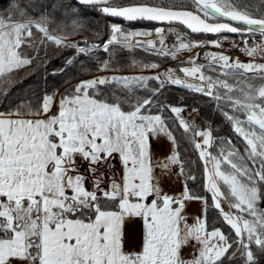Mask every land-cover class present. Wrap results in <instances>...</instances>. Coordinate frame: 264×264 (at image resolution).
<instances>
[{
	"label": "snow or ice",
	"instance_id": "6c2138e0",
	"mask_svg": "<svg viewBox=\"0 0 264 264\" xmlns=\"http://www.w3.org/2000/svg\"><path fill=\"white\" fill-rule=\"evenodd\" d=\"M81 6L128 22L176 23L191 34L216 39H192L163 27L152 32L111 24L100 43L68 44L90 29ZM92 31L100 36L99 26ZM222 33L240 38L232 47L249 57L247 62L213 52L204 53L206 65H198L196 53L180 62L184 78L175 70L102 74L118 71L112 61L124 50L177 60L196 48H223L230 37ZM255 34L260 42L253 39L249 45ZM151 35L157 39H138ZM167 35L174 36L171 45ZM50 46L85 56L102 50L107 58L94 66L81 61L80 71L90 78L63 92L45 90L35 103L25 98L0 111V264H262L264 63L255 61L264 52V0H8L0 9V92L15 82L12 73L31 65L41 50L47 56ZM205 68L216 75H206ZM169 86L214 101L241 144L214 137L209 125L202 129L184 118L185 106L157 102ZM141 90L145 95L137 94ZM179 130L203 163L202 187L211 193L210 203L187 184L178 195L162 191L159 181L172 174L173 166L185 181L195 180L181 158ZM153 138L171 145L166 157L153 159ZM213 146H218L215 154L209 151ZM117 157L119 180L108 175ZM189 201L202 203L194 223L184 214ZM209 209L216 212L211 222ZM125 217L143 220L142 248L135 254L122 248ZM217 221L228 227V234ZM186 247L193 248L189 257L183 255Z\"/></svg>",
	"mask_w": 264,
	"mask_h": 264
},
{
	"label": "trees",
	"instance_id": "16d2710c",
	"mask_svg": "<svg viewBox=\"0 0 264 264\" xmlns=\"http://www.w3.org/2000/svg\"><path fill=\"white\" fill-rule=\"evenodd\" d=\"M7 4L8 0H0V9H3ZM81 11L88 17L90 29L80 35L71 37L67 41L68 44L80 43L81 46H84L83 42L85 40L89 43H100L108 37L111 24L122 25L127 30H132L133 28H157L162 24L160 22L143 20L128 22L118 18L103 17L93 9L84 6H81ZM171 25L186 30L182 25L176 23H172ZM97 26H99L100 36H96L92 31V29L97 28ZM187 32H189L192 39H203L205 41L216 39L213 35L205 36L203 34H191L188 29ZM219 35L230 37L232 40L237 37L236 34L232 33H222ZM106 58L107 54L102 50L90 53L88 56L77 54L75 49L72 48L56 49L55 46H50L47 56H45L43 50H41L38 59L33 61L31 65L12 73L15 82L5 86L3 92H0V111L15 107L19 101L25 100V98L32 100L33 103H35L45 90L51 92L53 89H59L60 92H63L65 88L75 85L79 80L89 78L88 72L80 71L81 61L90 66H94L98 59L102 60ZM69 59L74 62V65L66 64V60ZM151 63L158 64V68H160L171 63V60L169 57H162L151 52H146L142 49H136L131 52L124 50L112 61V65L118 70L116 73L149 72L144 75H152L151 73L158 69L153 70L143 68V65ZM137 65H139V67ZM177 65L179 66L181 64H176V66ZM61 68H66L67 70L61 72ZM203 70L206 75H216V73L209 72L207 68ZM92 74H97L94 67ZM152 86H156L155 82H152ZM5 93H7V96H5ZM137 94L145 95V92L141 90ZM156 100L157 102H164L169 105L185 106L190 112H192L194 107L199 109L198 114L200 115L201 120L197 125L200 128L203 129L207 124L211 127L214 137H231L234 143L241 144L238 138L231 132L230 126L225 121L223 115L215 109V102L209 100L208 97L199 93L191 92L186 88L169 86L157 95ZM25 102H27V100ZM168 115L171 114L168 113ZM176 135L181 142V158L185 160L186 171L195 177V180L189 179L186 181L182 177L183 183L184 185L187 184L194 193L203 196L210 203L211 194L206 192L202 187L203 163L200 161L198 153L194 150L192 145H190L187 140L181 139L182 130L177 131ZM217 150L218 146L210 148V151L214 154ZM207 215L209 217V222L216 218V212L212 209L208 210ZM216 226L221 227L225 234H228L229 229L222 223V221H217ZM262 264H264V262H262Z\"/></svg>",
	"mask_w": 264,
	"mask_h": 264
},
{
	"label": "rangeland",
	"instance_id": "374dc122",
	"mask_svg": "<svg viewBox=\"0 0 264 264\" xmlns=\"http://www.w3.org/2000/svg\"><path fill=\"white\" fill-rule=\"evenodd\" d=\"M166 24L162 23L158 27L170 29L173 32L179 31L182 33H187L190 36L189 32H187V29L184 30L178 26H174V25H171L168 23H166ZM155 29L156 28H133L132 30L154 32ZM138 39H140L141 41L146 43L147 40H156L157 37L155 35H151L148 37H141ZM253 39L255 40V42L259 43L261 40V37L259 36V34H257L253 38H249L248 39L249 45L253 44ZM173 41H174V36H172V35L166 36V44L171 45L173 43ZM233 42H235L236 44H240V38L237 36L236 39H234V40H232L230 38L227 41H223V48H217V51L223 52L224 54H227L230 57L237 58L239 56L238 57L239 59L242 58V59L247 60L248 57L243 52L232 47ZM211 51L212 50L208 46V47H204V48H196L193 50L192 53L185 51V52L178 55L177 60H173L169 57L171 60V63H168V64L158 68L157 70H155L151 74L154 75L156 73H164L168 70H175L177 76L184 78L183 74L178 71V68L181 65L176 66V64H180L181 61H187L191 55L199 53V57L196 59V63L198 65H206L208 63V61L204 58V53H211ZM240 56H243V57L240 58ZM255 62L256 63H263V59L259 56V58ZM182 66H189V65L185 64ZM146 73H149V72H147V71H143V72H139V73L138 72H134V73L106 72V73H102V74H106V75L119 74V75L132 76V75H144ZM197 81H196V79L191 80L192 83L200 84V81H198V82ZM189 113L191 114L190 110L187 109L186 112L182 113V116L187 119V116L189 117V115H190ZM199 117H200V115H199ZM200 119H201V117H200ZM150 143H151V153H152V157L154 160L158 159V158H164L170 153L171 145L168 143L167 140H165L163 138H161L159 140L153 138ZM209 151H210V149H209ZM114 163H115V166L112 168L111 172L108 173V175L111 176L114 173L115 178L117 180H119L120 176L122 174V169H121V164L119 162L118 157ZM84 167L86 168V165ZM105 171H107V170H105ZM154 173L156 175H159L160 169L155 168ZM178 173H179L178 166H173L172 167V174L164 175L161 177L159 183H160V186H161L162 191L164 193L174 196V195L180 194L183 191V188H184L183 179H182V177H180L178 175ZM105 183H107V181H105ZM89 187H91V180H89ZM225 209H227L226 205H225ZM201 210H202V203L201 202H197V201L186 202L184 214L188 218L189 223L195 222V218L201 215ZM121 229H122V248H123V251L127 254L138 253L142 248V240H143V232H144V226H143L142 218H140V217H125V219L121 225ZM192 252H193L192 247H186L184 249L183 255L185 257H189L192 254Z\"/></svg>",
	"mask_w": 264,
	"mask_h": 264
},
{
	"label": "built area",
	"instance_id": "2783aa9c",
	"mask_svg": "<svg viewBox=\"0 0 264 264\" xmlns=\"http://www.w3.org/2000/svg\"><path fill=\"white\" fill-rule=\"evenodd\" d=\"M187 109H185L184 112H186ZM190 114V113H189ZM187 120H189L190 122L194 121L196 124L198 122H200V117L197 113L191 112V114L189 115V117L187 116Z\"/></svg>",
	"mask_w": 264,
	"mask_h": 264
},
{
	"label": "bare ground",
	"instance_id": "6f19581e",
	"mask_svg": "<svg viewBox=\"0 0 264 264\" xmlns=\"http://www.w3.org/2000/svg\"><path fill=\"white\" fill-rule=\"evenodd\" d=\"M209 47H210V49L212 50L211 53H213V52H218V51H217V48H215V47H211V46H209ZM226 55H227V54H226ZM259 56L263 59V63H264V52H260V53H259ZM238 57H239V56H238ZM238 57H237V58H238ZM241 57H243V56H240V58H241ZM234 58H235V57H234ZM249 59H250V58L248 57L247 60H246V59H242V58L239 59V60L242 61V62H247ZM196 80H198V79H196ZM198 81H199V80H198Z\"/></svg>",
	"mask_w": 264,
	"mask_h": 264
},
{
	"label": "water",
	"instance_id": "95a60500",
	"mask_svg": "<svg viewBox=\"0 0 264 264\" xmlns=\"http://www.w3.org/2000/svg\"><path fill=\"white\" fill-rule=\"evenodd\" d=\"M222 19V18H221ZM197 81V80H196ZM198 82V81H197Z\"/></svg>",
	"mask_w": 264,
	"mask_h": 264
}]
</instances>
